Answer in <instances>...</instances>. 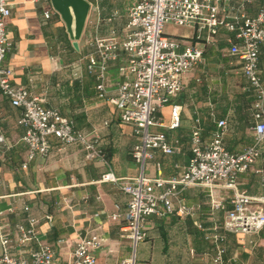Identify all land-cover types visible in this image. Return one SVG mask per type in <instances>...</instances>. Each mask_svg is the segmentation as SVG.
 <instances>
[{"label": "crops", "instance_id": "obj_1", "mask_svg": "<svg viewBox=\"0 0 264 264\" xmlns=\"http://www.w3.org/2000/svg\"><path fill=\"white\" fill-rule=\"evenodd\" d=\"M8 1L5 33L9 48L4 61L12 67L11 81L40 95L44 104L71 118L88 137L97 134V144L118 179L136 175L139 167L129 153L135 141L132 127L120 121L114 104L96 96L94 77L84 68L92 38L109 30L120 35L127 9L136 0H87L89 9L77 49L67 47L70 38L48 0ZM236 1L227 0L223 5L230 7ZM262 6L264 0H250L245 4L246 16H253ZM113 11L116 15L108 20ZM174 38L181 45L195 43L202 53L196 65L181 75V88L170 98V102L180 104L179 125L168 131L162 125L153 126L166 131L169 139L176 138L177 149L172 153L151 149L143 168L147 175L157 173L155 161H159V172L164 176L182 170L191 154L189 132L195 124L201 139L207 140L216 121L224 119L221 141L231 151H239L253 140L249 126L254 120L256 97L240 71V59L228 52L230 40H234L232 31L218 28L212 44L195 39L190 27ZM257 66L264 87V37L258 45ZM118 79L114 61L105 71L109 93ZM168 110L165 103L156 111L161 123L167 122ZM19 112L20 107L11 105L0 93V228L12 230L16 221L27 225V214L36 218L34 237L28 243L11 244V253L26 254L28 247L46 241L53 246L56 259L65 263L78 235L93 231L100 237L99 247L93 250L95 264H113L129 255V239L119 232L126 194L116 183L98 179L106 164L97 158L86 159L79 143L60 145L51 135L45 154L26 158V146L20 139L23 129L17 122ZM259 147L253 163L237 173L235 189L264 196L260 182L264 139ZM231 193L229 188L215 186L211 198L229 207ZM177 197L190 213L148 215L145 236L134 247L135 264H214L215 233L223 235L218 241L223 247L222 264H264V225L252 233L224 230L223 208L210 206L209 189L200 183L185 186ZM23 204L27 210L22 209ZM113 212L118 213L115 218L110 217Z\"/></svg>", "mask_w": 264, "mask_h": 264}, {"label": "built area", "instance_id": "obj_2", "mask_svg": "<svg viewBox=\"0 0 264 264\" xmlns=\"http://www.w3.org/2000/svg\"><path fill=\"white\" fill-rule=\"evenodd\" d=\"M227 0H136L126 12L124 30L119 35L109 30L104 36L95 35L86 53L84 68L94 77L96 96L114 104L120 121L132 127L135 141L129 153L138 164L139 172L131 177L118 179L108 167L98 135L88 137L73 125L71 118L61 114L54 106L43 103L40 95L32 93L22 84L13 83L12 67L4 61L9 48L5 33L6 19L10 15L8 0H0V93L9 103L20 107L17 122L22 126L21 141L26 146V158L48 151V136L55 137L60 145L77 142L84 149L86 159L97 158L106 164L99 180H110L126 194L123 220L119 225L121 236L129 239L131 252L113 264H135V244L144 238V221L147 215H177L190 213L189 207L177 197L185 186L200 183L208 187L210 206L223 208L221 226L232 232L252 233L264 225V196L236 190L237 173L253 163L260 152L259 144L264 139V87L260 81L257 53L264 37V6L253 16H246L245 4L250 0H237L230 7L223 5ZM44 12L43 16L48 17ZM116 15L113 11L110 20ZM164 23L190 27L195 39L212 44L218 28L231 30L228 52L240 59V71L256 100L252 111L253 122L249 126L253 140L239 151H231L221 141L224 119H218L209 139L200 137L199 126L189 132L190 156L182 170L173 175L160 174L159 161H155V175L143 173L144 163L151 156V149L172 153L177 149L176 138L169 139L164 130L154 129L162 125L167 131L174 129L180 121V104L170 102L171 96L181 88V75L199 61L202 48L195 43L181 45L179 40L166 35ZM116 61L120 75L112 93L105 87V71ZM168 103V120L161 123L156 111ZM197 121V118H194ZM104 124L106 120L102 121ZM24 165V164H23ZM264 184V170L260 176ZM215 186L232 190L230 206L224 207L219 200L212 199ZM26 204L22 205L27 210ZM117 212L110 214L111 218ZM27 225L22 221L13 223L12 230L0 228V264H95L93 250L100 245L96 232L86 231L78 235L73 243L71 258L60 263L53 246L40 241L28 247L26 254H12L13 243H28L35 235L36 218L26 215ZM13 231V237L11 232ZM216 244L212 254L214 264H222L223 247L218 244L223 238L213 234ZM60 241L61 239H57Z\"/></svg>", "mask_w": 264, "mask_h": 264}, {"label": "water", "instance_id": "obj_3", "mask_svg": "<svg viewBox=\"0 0 264 264\" xmlns=\"http://www.w3.org/2000/svg\"><path fill=\"white\" fill-rule=\"evenodd\" d=\"M52 10L57 13L70 38L73 48L77 49V39L83 28L89 2L87 0H48Z\"/></svg>", "mask_w": 264, "mask_h": 264}, {"label": "rangeland", "instance_id": "obj_4", "mask_svg": "<svg viewBox=\"0 0 264 264\" xmlns=\"http://www.w3.org/2000/svg\"><path fill=\"white\" fill-rule=\"evenodd\" d=\"M185 30H186V27L174 25L172 23H164L163 25V31L166 33V35L171 36V37H174L175 34H179Z\"/></svg>", "mask_w": 264, "mask_h": 264}, {"label": "trees", "instance_id": "obj_5", "mask_svg": "<svg viewBox=\"0 0 264 264\" xmlns=\"http://www.w3.org/2000/svg\"><path fill=\"white\" fill-rule=\"evenodd\" d=\"M67 47H68L69 49H72V46H71V44L69 43L68 40H67Z\"/></svg>", "mask_w": 264, "mask_h": 264}]
</instances>
